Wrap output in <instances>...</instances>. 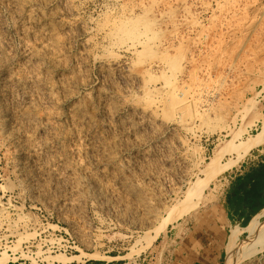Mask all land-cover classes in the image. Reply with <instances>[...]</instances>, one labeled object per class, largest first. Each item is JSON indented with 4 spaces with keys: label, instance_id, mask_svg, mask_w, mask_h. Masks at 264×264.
Masks as SVG:
<instances>
[{
    "label": "rangeland",
    "instance_id": "rangeland-1",
    "mask_svg": "<svg viewBox=\"0 0 264 264\" xmlns=\"http://www.w3.org/2000/svg\"><path fill=\"white\" fill-rule=\"evenodd\" d=\"M129 9L161 40L180 44L178 76L211 73L222 84L210 128H176L185 147L167 153L168 162L161 151L171 135L121 134L137 128L134 95L108 67L104 27ZM116 54L126 64L136 58ZM0 105L10 130L0 125V264H183L196 240L209 245V263L226 264L230 231L244 226L225 221V192L264 155V0H0ZM16 132L47 150L27 157ZM153 151L149 165H135ZM218 154L222 168L212 163ZM58 158L74 179L59 184L38 171ZM184 158L196 161L187 177L178 174ZM79 164L93 173V187L75 182ZM196 182L206 185L207 202L198 205L197 196L185 199ZM249 264H264V250Z\"/></svg>",
    "mask_w": 264,
    "mask_h": 264
},
{
    "label": "bare ground",
    "instance_id": "bare-ground-1",
    "mask_svg": "<svg viewBox=\"0 0 264 264\" xmlns=\"http://www.w3.org/2000/svg\"><path fill=\"white\" fill-rule=\"evenodd\" d=\"M104 28V33L108 37L107 44L103 46L104 51L106 50L108 52L107 56H105H113V59L110 60L109 65H107L109 68H114L117 70V72L119 73V77L121 78L126 89L134 95V99L130 103V107L134 111L133 116L134 119L137 121L135 123V125H137V128H129L128 126H122L121 134L136 137L138 136V134L141 133V131L150 132L153 135V138L156 140L160 137H163V135H171L172 140L170 142L165 141L162 144L163 151H161L164 153V161L168 162L170 160L168 159V156H166L167 153L169 154V152L175 147L182 148L184 146L182 140L175 133L176 128L183 130V132H192L193 134L197 132V130H199L198 128H210L211 122L213 121L211 116L214 108L212 98L215 97V95L219 92L220 88L222 87V84H220L219 79L214 77L211 73L206 74L208 75V77L206 76L201 79L196 76L189 81L178 76V72L180 71V69L178 68H182L178 66L181 47L180 44L175 45L173 43L164 42L163 40H161L158 37V31L152 27L149 20L144 19L141 15L136 14V12L133 10H124L118 19L110 20V22L107 23ZM99 31L103 32V30ZM108 49L110 51H108ZM115 49H124L132 52L136 56L134 63H123L117 57V50ZM180 64L181 61L179 65ZM7 113L8 112L5 111L2 105H0V125L5 131L10 132V130L7 128L9 125H7ZM27 119H24L25 123L27 124L29 122L31 124V119ZM173 127H175L174 130ZM262 128L263 136L261 142L259 141V144L264 143V115H262ZM18 134L19 133L16 132L15 134H10V136L12 138L19 139H16V146L17 148H19V151L23 152L27 157L32 158V155L36 156L41 152H45L47 150V148L43 144H35L34 146H31L29 143H26L24 138H26L27 136L25 137L24 132L19 135ZM252 143L253 142L249 143V145H251ZM256 143L257 141L254 142L253 147L256 145ZM249 145H247V147H250ZM236 150V148H233L231 149V152H235ZM156 154H158L157 151H153L152 153L145 152L138 159H134L136 160L134 163L138 167L143 164L144 166L149 165L153 156H155ZM222 159L223 154H218L213 158V165H219V167L221 166L222 168V164H224ZM22 162L18 163V167L22 170L23 173L26 174L25 169L22 166ZM179 162L182 165V170L179 171L178 174H180L181 172L182 175L185 173L187 174L191 169H193V165L196 161H193V165L186 158L182 160L179 159ZM179 162L178 164H176L179 165ZM41 163L43 164L42 161ZM26 164L29 165V162H26ZM49 164L50 163L46 165L44 164L42 168H39L40 170L37 169L38 171H41L42 169L41 174L46 179L48 177H53L55 181L59 184L67 180L69 181L71 179H74L75 171H73L69 166H66L63 163V160H60V158H58V161H56L55 164ZM79 165L80 171L83 172V176L75 180V182L83 180L86 186H92L95 180L93 173L90 171L89 167H85L83 164ZM181 165H179V167H181ZM198 165L199 163L197 164V166ZM106 166L107 163L105 161H97V168L103 169ZM208 169L207 171H205V173H208L206 178L208 177V180H211L212 175H210ZM185 175H182V177ZM195 175L196 174H194L193 177ZM25 176L27 177L28 175ZM176 178L177 177H175V179ZM196 183L194 185L192 183L191 188L189 190L187 189V192H185L187 193L185 199L191 200L195 196H197L198 202L196 203V205H198L202 202V200L207 202L203 194L206 185H204L203 187H199L200 183ZM188 211L189 210H185V213H188ZM181 215H183V213ZM148 217H150V215ZM170 217L171 220H174L172 213ZM242 235H246V238L243 242L240 241ZM263 250L264 210L254 216L246 227L241 228L237 226L230 231V236L226 245L225 262L226 264H249V262Z\"/></svg>",
    "mask_w": 264,
    "mask_h": 264
},
{
    "label": "crops",
    "instance_id": "crops-1",
    "mask_svg": "<svg viewBox=\"0 0 264 264\" xmlns=\"http://www.w3.org/2000/svg\"><path fill=\"white\" fill-rule=\"evenodd\" d=\"M258 157L257 162L245 164L242 171L229 183L223 199L226 222L250 223L254 216L264 210V155ZM195 242L196 248L190 249L187 257L185 255L183 264H211L206 260L210 253L207 252L209 245L207 247L202 240ZM188 243L191 244L192 240ZM181 255L184 253L178 254Z\"/></svg>",
    "mask_w": 264,
    "mask_h": 264
},
{
    "label": "trees",
    "instance_id": "trees-1",
    "mask_svg": "<svg viewBox=\"0 0 264 264\" xmlns=\"http://www.w3.org/2000/svg\"><path fill=\"white\" fill-rule=\"evenodd\" d=\"M244 227H246L247 225H248V222H246V223H244V224H242Z\"/></svg>",
    "mask_w": 264,
    "mask_h": 264
}]
</instances>
